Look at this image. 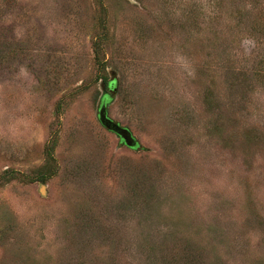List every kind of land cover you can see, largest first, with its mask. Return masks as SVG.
I'll return each instance as SVG.
<instances>
[{
  "label": "rangeland",
  "instance_id": "1",
  "mask_svg": "<svg viewBox=\"0 0 264 264\" xmlns=\"http://www.w3.org/2000/svg\"><path fill=\"white\" fill-rule=\"evenodd\" d=\"M0 264H264V0H0Z\"/></svg>",
  "mask_w": 264,
  "mask_h": 264
},
{
  "label": "water",
  "instance_id": "2",
  "mask_svg": "<svg viewBox=\"0 0 264 264\" xmlns=\"http://www.w3.org/2000/svg\"><path fill=\"white\" fill-rule=\"evenodd\" d=\"M98 119L102 126L107 128L110 131H114L115 135L122 141L123 145L134 148L135 141L131 133L126 128H121L117 124H114L105 114V106L102 105L98 112Z\"/></svg>",
  "mask_w": 264,
  "mask_h": 264
},
{
  "label": "trees",
  "instance_id": "3",
  "mask_svg": "<svg viewBox=\"0 0 264 264\" xmlns=\"http://www.w3.org/2000/svg\"><path fill=\"white\" fill-rule=\"evenodd\" d=\"M97 49H99V45L98 44H96L95 46H94V48H93V50H94V53H95V59L96 60H98V58H99V51L100 50H97ZM101 79V78H100ZM104 79V78H103ZM105 81V80H104ZM113 86H112V84L110 83V84H107V87L106 88H108L109 90H111V88H112ZM107 89V90H108ZM109 100H110V96H109V94H105L103 97H102V99H101V102H100V107L102 106V105H106V103L107 102H109ZM100 109V108H99ZM120 140V139H119ZM120 142L122 143V141L120 140ZM123 144V143H122ZM54 147H55V140H53L52 142H51V144L49 143V146H48V156H49V158L51 159V161L52 162H54V159H53V157H52V151H53V149H54ZM135 148H136V146H135ZM54 170H51V169H48V170H45L44 172H41L40 174H38L37 176H36V180L37 181H40V182H42V183H44L47 179H49V178H51L53 175H54Z\"/></svg>",
  "mask_w": 264,
  "mask_h": 264
}]
</instances>
